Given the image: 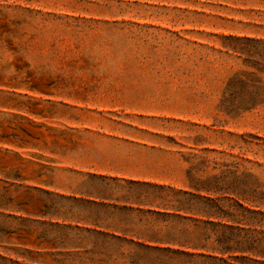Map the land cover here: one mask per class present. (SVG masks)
Returning <instances> with one entry per match:
<instances>
[{
	"label": "rangeland",
	"instance_id": "obj_1",
	"mask_svg": "<svg viewBox=\"0 0 264 264\" xmlns=\"http://www.w3.org/2000/svg\"><path fill=\"white\" fill-rule=\"evenodd\" d=\"M102 151L198 197L152 188L187 219L145 217L158 225L143 235L221 239L264 263V0H0V205L95 217L73 200L117 164ZM75 237L0 218V264H184L61 251Z\"/></svg>",
	"mask_w": 264,
	"mask_h": 264
},
{
	"label": "crops",
	"instance_id": "obj_2",
	"mask_svg": "<svg viewBox=\"0 0 264 264\" xmlns=\"http://www.w3.org/2000/svg\"><path fill=\"white\" fill-rule=\"evenodd\" d=\"M101 154L100 156L104 160L117 161V164L113 166L103 165L102 170L99 169L101 172L90 176L99 183V188L93 195H81L82 199L73 200L76 204L95 210V217H84L76 220L63 219L64 225H60L59 222L44 224L37 221L42 219L43 215L39 219L24 214L19 215L21 213L18 209L10 210L0 205V218L74 232L76 234L75 243L61 248V251H70L74 256L80 255L85 259H91L95 256L99 260L98 262H103L104 256L101 251H104V246L117 248L116 255L118 256L111 254L110 258L112 259V257L120 258L133 253L139 245H154L149 243L151 237L143 234L145 230L149 232L152 226L158 224L150 221L144 223V218L166 217L168 214L176 215L173 213H177L171 209L172 204L155 203L149 199L148 193L153 188L152 186H159V183L153 184L158 179L138 170L140 165L138 163H135L131 169L129 165L131 162L122 159L117 160L115 157L118 153L110 157H105L103 151ZM136 190H140L141 193L136 195ZM57 216L51 215L49 220H58L59 217ZM145 227L148 228L145 229ZM87 238H91L92 243L90 245L81 244L83 239ZM76 251L82 253L77 254Z\"/></svg>",
	"mask_w": 264,
	"mask_h": 264
},
{
	"label": "trees",
	"instance_id": "obj_3",
	"mask_svg": "<svg viewBox=\"0 0 264 264\" xmlns=\"http://www.w3.org/2000/svg\"><path fill=\"white\" fill-rule=\"evenodd\" d=\"M154 189H159L167 193L173 192L181 200H186L187 198H198L196 195L188 193L186 191H173L169 188L163 186H152ZM181 202V201H178ZM170 203V202H168ZM173 211L179 213L183 212L186 207L174 204L170 206ZM167 218H179L181 220H186L187 217H180L179 215H167ZM197 222V220H193ZM221 227L222 229L231 230L233 227L226 225H215ZM239 228V227H235ZM152 230L153 226H152ZM240 231V229H237ZM151 231V230H150ZM150 244L154 245H139L138 248H144L149 251L168 253L169 255H174L184 260V264H264L256 259H250L249 256H254L249 249L243 248L239 245L231 246L228 242L222 241L221 239H216L214 242H210L209 239H196L195 241L186 240H175L158 238L153 236L150 238ZM130 244V243H127ZM157 245H164L165 247H158ZM171 247H177L176 249H171ZM261 258V257H260ZM92 261V260H91Z\"/></svg>",
	"mask_w": 264,
	"mask_h": 264
}]
</instances>
